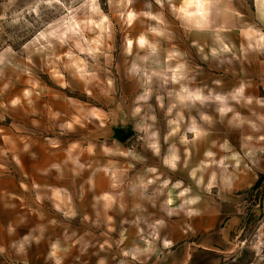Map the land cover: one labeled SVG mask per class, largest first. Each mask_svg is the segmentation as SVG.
Segmentation results:
<instances>
[{"label":"clouds","instance_id":"clouds-1","mask_svg":"<svg viewBox=\"0 0 264 264\" xmlns=\"http://www.w3.org/2000/svg\"><path fill=\"white\" fill-rule=\"evenodd\" d=\"M261 173L264 0H0V264H264Z\"/></svg>","mask_w":264,"mask_h":264},{"label":"rangeland","instance_id":"rangeland-1","mask_svg":"<svg viewBox=\"0 0 264 264\" xmlns=\"http://www.w3.org/2000/svg\"><path fill=\"white\" fill-rule=\"evenodd\" d=\"M129 134L130 129L117 130V136L121 140L126 138V136ZM258 182L259 185L256 186ZM240 197L243 199V207L246 209L245 222L247 223L248 230H251L258 223L259 220H264V173H261L259 175H252L251 177H249L242 187ZM230 211L231 210H226L225 215H230ZM200 238L201 234L196 237H193L191 240L188 241V245L194 246L193 248L195 249V245L199 243L198 241ZM221 250L223 253L218 255L221 258L220 264H226V262L229 261L230 264H248L247 254H236L230 256L227 250V246L225 244L223 247H221ZM198 255L200 254L198 253ZM202 257L203 258L199 259V264H204L206 262V258L204 256Z\"/></svg>","mask_w":264,"mask_h":264},{"label":"crops","instance_id":"crops-1","mask_svg":"<svg viewBox=\"0 0 264 264\" xmlns=\"http://www.w3.org/2000/svg\"><path fill=\"white\" fill-rule=\"evenodd\" d=\"M219 227H221L219 223H216L215 227H213L212 222L204 223L200 232L199 243L195 245V249L194 246H189L191 249L189 264H199V259L203 258L202 256L206 258L204 264H220L221 258L218 255L223 253L221 247L224 246V243L217 234Z\"/></svg>","mask_w":264,"mask_h":264},{"label":"trees","instance_id":"trees-1","mask_svg":"<svg viewBox=\"0 0 264 264\" xmlns=\"http://www.w3.org/2000/svg\"><path fill=\"white\" fill-rule=\"evenodd\" d=\"M258 185H259V182H258V184L256 186H258Z\"/></svg>","mask_w":264,"mask_h":264}]
</instances>
